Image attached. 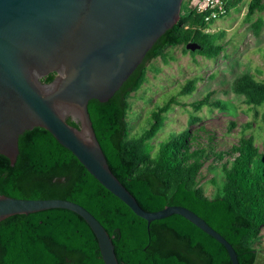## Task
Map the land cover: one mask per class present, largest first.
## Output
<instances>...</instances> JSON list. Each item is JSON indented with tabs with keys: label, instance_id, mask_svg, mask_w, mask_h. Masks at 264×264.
Instances as JSON below:
<instances>
[{
	"label": "trees",
	"instance_id": "16d2710c",
	"mask_svg": "<svg viewBox=\"0 0 264 264\" xmlns=\"http://www.w3.org/2000/svg\"><path fill=\"white\" fill-rule=\"evenodd\" d=\"M243 0H232L221 18L236 10ZM264 12V0H249L246 20ZM205 13H197L189 0L181 4L177 23L157 39L142 63L105 103L90 100L87 111L111 173L147 212L167 206H181L203 219L234 249L238 264H256L260 231L264 227V151L256 146L250 128L243 126L236 144L227 151L214 152L212 137L202 144L199 133L184 129L171 133L156 144L153 139L162 128L171 105L170 97L149 115L148 126L137 136H129L127 113L129 97L146 81L147 64L159 58L167 65L169 51L182 46L184 54L213 59L219 55L223 31L207 32ZM258 34L263 20L251 23ZM197 43L200 50L189 52L185 45ZM264 68V49L262 50ZM261 73V70H256ZM55 74L41 79L50 83ZM199 79L187 80L176 96L190 95ZM232 91L252 107L264 105V79L244 73L233 81ZM219 89L208 91L191 103L194 112L203 107L220 111L227 105L214 99ZM192 124L199 117L191 116ZM264 121V112L261 114ZM67 124L79 128L71 118ZM233 126V123L231 124ZM208 136V135H207ZM156 147V149H155ZM213 157L220 163V184L212 197L199 184L204 163ZM227 157V158H225ZM222 161V162H221ZM0 196L16 199H59L85 208L111 238L118 264H231L226 249L212 237L178 215L147 222L103 188L47 131L33 128L18 138V155L13 166L0 155ZM0 264H104L97 241L75 213L50 209L28 215H14L0 221Z\"/></svg>",
	"mask_w": 264,
	"mask_h": 264
},
{
	"label": "water",
	"instance_id": "95a60500",
	"mask_svg": "<svg viewBox=\"0 0 264 264\" xmlns=\"http://www.w3.org/2000/svg\"><path fill=\"white\" fill-rule=\"evenodd\" d=\"M183 0H0V155L13 166L18 138L41 128L68 150L108 192L147 224L171 215L221 244L232 246L203 219L181 206L144 211L111 173L87 111L105 103L147 52L178 21ZM189 52L201 49L185 45ZM55 76L50 83L41 79ZM79 124L75 128L66 118ZM50 209L78 215L92 231L104 264H118L111 238L82 206L67 200L0 196V221Z\"/></svg>",
	"mask_w": 264,
	"mask_h": 264
},
{
	"label": "rangeland",
	"instance_id": "374dc122",
	"mask_svg": "<svg viewBox=\"0 0 264 264\" xmlns=\"http://www.w3.org/2000/svg\"><path fill=\"white\" fill-rule=\"evenodd\" d=\"M248 1L243 0L236 10H231L227 16L216 19L210 24L207 32L223 31L219 41L222 50L217 57L207 59L200 55L190 56L189 53H183L182 46H176L169 51L173 59L167 65H164L159 58L146 65L145 83L137 92L132 93L128 100L129 136L135 137L143 132L148 126L150 111L156 106L163 105L173 96L178 101V105H171L172 110L166 114L162 128L152 141L155 146L168 138L171 133H178L184 129L195 131L203 127L207 133H199L202 136L200 142L206 144L207 137H212L210 144L214 152L227 151L237 143L243 126L249 123L250 128L244 135L253 134L256 146L260 151H264V121L261 119L264 105L259 107L247 105L244 97L236 95L231 89L233 81L244 73H251L258 80L264 79L262 59L264 12H255L251 21H247ZM258 17L263 20V26L258 34H254L250 25ZM258 69L261 73L256 72ZM192 78L199 79L195 90L187 96H176L181 86ZM214 89H219L214 99L224 102L227 109L220 111L203 107L200 111L194 112L190 104ZM191 116L199 117V120L189 124ZM212 160L213 157H210L204 163L199 178V184L208 197H212L216 190L211 184L212 179L215 178L220 184V163L214 161L215 167L210 169ZM256 246L260 249L256 264H264V227L260 231V241Z\"/></svg>",
	"mask_w": 264,
	"mask_h": 264
},
{
	"label": "built area",
	"instance_id": "2783aa9c",
	"mask_svg": "<svg viewBox=\"0 0 264 264\" xmlns=\"http://www.w3.org/2000/svg\"><path fill=\"white\" fill-rule=\"evenodd\" d=\"M232 0H189L190 7L197 13H205V22L209 23L225 15Z\"/></svg>",
	"mask_w": 264,
	"mask_h": 264
}]
</instances>
